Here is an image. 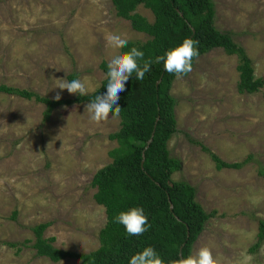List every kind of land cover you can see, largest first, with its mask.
Listing matches in <instances>:
<instances>
[{
	"label": "rangeland",
	"instance_id": "374dc122",
	"mask_svg": "<svg viewBox=\"0 0 264 264\" xmlns=\"http://www.w3.org/2000/svg\"><path fill=\"white\" fill-rule=\"evenodd\" d=\"M213 1L217 28L246 49L255 76L264 77V0ZM137 11L154 20L150 9ZM110 34L149 38L117 15L112 0H0V84L73 99L55 87L76 72L92 93L106 77L102 62L121 54L108 45ZM238 61L214 49L175 79L177 130L168 146L181 162L173 179L191 183L197 201L215 212L192 255L207 246L217 264H241L242 254L264 264V242L250 251L264 219V87L240 93ZM87 103L57 106L45 120L43 103L0 91V264H83L37 255L33 227L42 222H50L44 235L58 248L85 254L100 246L108 218L91 182L113 162L109 152L118 143L109 135L121 118L110 113L93 122ZM212 154L242 165L218 169Z\"/></svg>",
	"mask_w": 264,
	"mask_h": 264
},
{
	"label": "trees",
	"instance_id": "16d2710c",
	"mask_svg": "<svg viewBox=\"0 0 264 264\" xmlns=\"http://www.w3.org/2000/svg\"><path fill=\"white\" fill-rule=\"evenodd\" d=\"M112 1L119 17L128 19L135 30L149 36L142 41L129 40L121 54L136 47L144 52V59H151L153 63L143 80L136 79L133 73L126 82L125 91L120 93L121 127L109 135L118 143L109 152L113 162L98 170L92 178L91 184L97 190L95 199L105 206L108 218L100 232V246L85 254L58 248L53 244L54 237L44 235L50 222H42L33 227L36 236L33 247L37 255L49 257L54 262L76 258L83 264H130L133 255L151 246L165 264H170L172 260L192 255L194 243L215 212H207L197 201L196 188L191 183L175 181L172 177L181 167L180 160L171 156L168 146L177 130V98L171 92L177 78L165 71L163 61L157 63L156 58L191 38L198 41V58L218 48L238 56L240 93L258 92L264 87V77L255 76L253 60L246 49L229 32H223L215 25L213 0ZM139 6L150 9L154 20L139 13ZM198 58L193 60V67ZM101 67L106 74L107 62H102ZM76 78V72L68 76L69 82ZM106 84L104 78L87 96L76 94L73 99L58 101L5 84H0V91L30 100L35 98L36 102L43 103L46 120L57 106L89 103L96 95L106 93ZM212 157L218 169L242 165L224 161L217 154ZM259 173L264 176V167ZM133 207L143 208L150 225L139 236L128 235L123 225L114 222L119 212ZM257 237L250 249L252 252L264 242V219L259 221ZM8 244L15 245L13 242Z\"/></svg>",
	"mask_w": 264,
	"mask_h": 264
},
{
	"label": "clouds",
	"instance_id": "9594fccd",
	"mask_svg": "<svg viewBox=\"0 0 264 264\" xmlns=\"http://www.w3.org/2000/svg\"><path fill=\"white\" fill-rule=\"evenodd\" d=\"M109 46L113 49H122L127 46L128 40L120 34H110L106 36ZM198 41L186 38L179 46H176L156 58V62L163 61L164 69L168 73L175 74L177 79L183 78L192 71L193 60L199 57L197 47ZM153 61L144 59V52L136 47L123 54L111 56L107 63L106 88L104 94H99L85 105V112L93 122L107 120L111 115L119 116L121 107L119 105L120 93L125 91L126 82L133 73L136 79L143 80L145 73L151 69ZM67 90L69 94H78L85 97L89 94V86L79 78L69 81H61L55 88ZM55 100H60L61 95L57 92ZM114 222L123 225L130 236L142 235L150 225L148 217L142 207H133L127 211H121L114 217ZM264 255V247L261 248ZM241 264H250L251 257L242 254ZM130 264H165V261L149 246L141 252L133 255ZM170 264H217L212 250L207 246H202L194 255H188L180 259L172 260Z\"/></svg>",
	"mask_w": 264,
	"mask_h": 264
},
{
	"label": "water",
	"instance_id": "95a60500",
	"mask_svg": "<svg viewBox=\"0 0 264 264\" xmlns=\"http://www.w3.org/2000/svg\"><path fill=\"white\" fill-rule=\"evenodd\" d=\"M159 83V82H158ZM151 141V140H150ZM150 141H149V143H150ZM171 208H173V205L171 204Z\"/></svg>",
	"mask_w": 264,
	"mask_h": 264
}]
</instances>
